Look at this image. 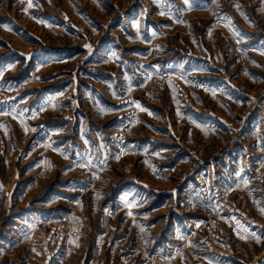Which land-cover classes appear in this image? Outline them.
Wrapping results in <instances>:
<instances>
[{"label":"rangeland","instance_id":"1","mask_svg":"<svg viewBox=\"0 0 264 264\" xmlns=\"http://www.w3.org/2000/svg\"><path fill=\"white\" fill-rule=\"evenodd\" d=\"M262 210L264 0H0V264H264Z\"/></svg>","mask_w":264,"mask_h":264},{"label":"crops","instance_id":"2","mask_svg":"<svg viewBox=\"0 0 264 264\" xmlns=\"http://www.w3.org/2000/svg\"><path fill=\"white\" fill-rule=\"evenodd\" d=\"M232 12H231V16H229L230 17V22H231V24L232 25H234L235 24V22H236V19H234V18H232ZM221 17V16H220ZM222 18V17H221ZM260 42H262V41H260Z\"/></svg>","mask_w":264,"mask_h":264},{"label":"built area","instance_id":"3","mask_svg":"<svg viewBox=\"0 0 264 264\" xmlns=\"http://www.w3.org/2000/svg\"><path fill=\"white\" fill-rule=\"evenodd\" d=\"M214 68H215L216 71H220V67L219 66H214ZM180 249H181V247H180Z\"/></svg>","mask_w":264,"mask_h":264},{"label":"snow or ice","instance_id":"4","mask_svg":"<svg viewBox=\"0 0 264 264\" xmlns=\"http://www.w3.org/2000/svg\"><path fill=\"white\" fill-rule=\"evenodd\" d=\"M32 5H31V3H29V7H31ZM238 7V6H237ZM137 107H139V105H137ZM101 111H103V109L101 110ZM119 157H117V159H118ZM81 166H83V165H81ZM262 211H264V210H262Z\"/></svg>","mask_w":264,"mask_h":264}]
</instances>
